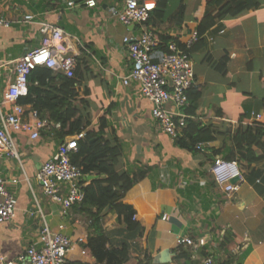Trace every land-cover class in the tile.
<instances>
[{
  "label": "crops",
  "instance_id": "crops-1",
  "mask_svg": "<svg viewBox=\"0 0 264 264\" xmlns=\"http://www.w3.org/2000/svg\"><path fill=\"white\" fill-rule=\"evenodd\" d=\"M143 1L151 12L148 27L160 43L170 37L179 47L187 46L202 18L218 11L209 0H168L161 16L153 13L157 0ZM241 1L234 0L233 7ZM257 1L254 8L217 19L193 45L191 90L193 95L200 92L194 113L178 111L174 103L168 106L197 121L199 128L212 127L215 139L206 143V150L191 151L152 116V103L143 96L140 83L123 82L133 64L123 38L141 31L138 24L120 21L124 0H96L95 6L87 0H0V17L10 23L0 26V114L11 110L5 94L14 80L13 62L41 45V22L60 26L79 63L75 98L85 120L82 132H101L117 145L121 154L116 170L133 180L123 201L134 211L138 229L128 231L111 209L102 211L100 221L107 250L130 243L125 264H220L231 254L237 255L235 264H264V159L252 164L238 159L245 181L233 195L216 184L211 173L216 158L228 154L239 126L264 123V0ZM28 14L34 20L26 21ZM59 75L53 70L46 91L59 89ZM23 105L25 121L34 123L37 111L46 124L37 140L14 133L19 157L0 158V175L19 179L9 184L17 198L16 216L10 221L0 218V253L16 259L38 240L41 209L51 228L72 240L70 264H105L89 244L90 237H99L89 216L79 206L64 210L44 195L36 178L64 142L55 133L60 125L48 119L47 111L40 114L32 103ZM99 176L94 171L82 181L87 185ZM230 231L236 236L221 249ZM181 236L191 237L197 246L177 245Z\"/></svg>",
  "mask_w": 264,
  "mask_h": 264
},
{
  "label": "built area",
  "instance_id": "built-area-1",
  "mask_svg": "<svg viewBox=\"0 0 264 264\" xmlns=\"http://www.w3.org/2000/svg\"><path fill=\"white\" fill-rule=\"evenodd\" d=\"M86 3L95 6L96 0H87ZM69 4L73 5V2ZM150 15V9L143 0H124V8L119 14L120 21L127 26L138 24L141 31L138 35H126L123 38L133 63L123 82L126 85L130 81L140 83L143 96L152 103V116L159 121L165 132L177 139L186 127L187 116L171 110L168 106L174 103L179 111L190 104L189 92L195 83V71L188 50L198 40V35L195 32L186 49L180 48L175 41L169 42L168 52L156 61L152 51L160 44V40L148 27ZM25 20H34V15H26ZM9 25L7 19L0 17V26ZM40 25L43 33L41 45L26 51L13 62L14 80L5 94V101L11 104V110L0 114V158L4 154L19 157L14 133H27L31 139L37 140L40 129L45 127L46 121L37 116V111L33 112L34 123L25 121L26 109L20 102L22 97L29 94L31 72L46 67L66 77H75L78 60L69 48L64 30L51 23L41 22ZM256 116L258 120L261 119V115ZM83 137L85 132L66 139L59 146L57 154L43 163L36 175L44 195L60 204L64 210L81 204L85 199L82 168L72 161V154ZM196 147L199 151H205L206 143L200 142ZM211 173L216 184L229 195L239 191L245 181L241 164L236 159L217 157ZM18 182L17 177L8 179L0 175L2 220L10 221L16 216L17 198L9 184ZM38 213L43 219L38 240L31 243L16 259H6L0 253V261H4V264H70L68 253L72 240L65 234L54 231L45 221L41 209ZM177 245L197 246L188 236L179 237ZM211 262L212 259H209L208 263Z\"/></svg>",
  "mask_w": 264,
  "mask_h": 264
},
{
  "label": "trees",
  "instance_id": "trees-1",
  "mask_svg": "<svg viewBox=\"0 0 264 264\" xmlns=\"http://www.w3.org/2000/svg\"><path fill=\"white\" fill-rule=\"evenodd\" d=\"M168 0H157L153 13L163 15L164 8ZM210 5L218 7V11L211 13L199 21L197 35L203 36L215 24L217 19L231 13L238 14L244 10L254 8L259 5L257 0H242L237 6L233 7L234 0H209ZM151 13V12H150ZM171 41H177L170 37H165L163 41L152 51L154 59L157 61L168 52V44ZM178 42V41H177ZM186 49L185 45H180ZM193 46L188 50L190 53ZM157 54V55H156ZM79 64V63H78ZM79 66V65H78ZM78 68V67H77ZM77 69L75 77H66L59 75L61 85L56 92L46 91L45 87L49 81L53 80V70L46 67H40L29 75L30 88L29 94L20 99L23 104L32 103L33 107L41 114L42 110L47 111L49 120L60 125L56 129V137L63 142L69 137L85 130V120L82 116V109L77 104L75 86L79 83ZM264 81V75L262 77ZM38 84H35V82ZM42 93L44 95H42ZM36 94V97H32ZM200 98V92L195 95L192 90L189 92L190 104L185 107L188 114H193L194 103ZM212 127L199 128V123L190 117L186 118V127L176 141L177 143L191 151L197 150V144L200 142L208 143L215 139L212 133ZM222 150H217L220 153ZM121 151L117 145L107 142L102 133L95 130H88L85 137L78 141V148L72 154L73 163L82 168L84 175H89L96 171L100 176L94 178L89 184L85 185V199L79 204L80 210L86 213L90 218L93 228L99 233L98 238H89V244L93 247L97 258L105 264H125L131 256L130 243L123 242L120 247L107 250L105 247L107 237L100 228L102 211L111 205V210L118 214V219L124 221L128 231L138 229V222L135 220L134 211L123 201V193H126L132 186L133 180L127 173H120L116 170ZM226 159H241L247 164H252L264 159V123H258L253 126H239L232 135V146L229 148ZM104 175V176H101ZM84 182V181H83ZM236 234L233 231L226 235L220 248L226 249L232 237ZM237 255L231 254L220 264H235Z\"/></svg>",
  "mask_w": 264,
  "mask_h": 264
},
{
  "label": "water",
  "instance_id": "water-1",
  "mask_svg": "<svg viewBox=\"0 0 264 264\" xmlns=\"http://www.w3.org/2000/svg\"><path fill=\"white\" fill-rule=\"evenodd\" d=\"M111 209V205H108L104 210L103 214H106Z\"/></svg>",
  "mask_w": 264,
  "mask_h": 264
},
{
  "label": "rangeland",
  "instance_id": "rangeland-1",
  "mask_svg": "<svg viewBox=\"0 0 264 264\" xmlns=\"http://www.w3.org/2000/svg\"><path fill=\"white\" fill-rule=\"evenodd\" d=\"M40 184V183H39ZM40 186V189H41V191H42V187H41V185H39ZM39 192V191H38ZM43 192V191H42Z\"/></svg>",
  "mask_w": 264,
  "mask_h": 264
}]
</instances>
